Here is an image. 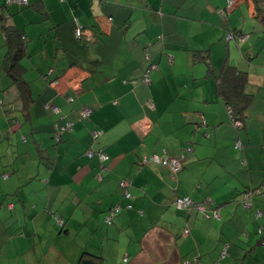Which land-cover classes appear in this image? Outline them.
Segmentation results:
<instances>
[{"label": "crops", "instance_id": "crops-1", "mask_svg": "<svg viewBox=\"0 0 264 264\" xmlns=\"http://www.w3.org/2000/svg\"><path fill=\"white\" fill-rule=\"evenodd\" d=\"M29 2L33 5L12 2L3 10L11 13L10 24L47 36L38 53L53 63L54 72L38 79L30 97L16 87L0 91L3 104L10 93L18 94L19 108L27 113V124L10 121L0 140L11 139L18 129L30 132L23 135L22 154L28 158L20 167L15 159L16 175L15 169L9 171L12 153L0 155V174L8 173L1 186L11 187L6 188L10 194L31 174L56 184L51 197L20 194L31 210L24 224L18 210L24 228L23 234L10 235L13 260L77 264L85 246L103 257L101 264L143 257L152 264L155 259L158 264H216L222 243L230 242L231 253L221 264H264L257 233L264 226V194L256 195L251 207L240 200L245 189L264 186V11L258 9L264 1ZM81 24L85 35L77 38L74 30ZM244 63L249 82L243 91L251 100L239 116L220 94L217 74L229 64L246 69ZM66 95L75 102L70 104ZM48 103L58 105L62 115L47 110ZM82 107L91 113L86 122L79 120ZM67 122L73 129L61 136L69 141H58L55 130ZM78 127L83 141L75 136ZM88 127L99 131L95 145L105 150L107 160L89 158ZM188 143L193 148L180 158L183 168L176 178L162 162H141L154 154L178 159ZM120 178L130 181L133 208H123L111 225L99 227L108 209L126 202ZM178 196L193 199L189 210L174 205ZM64 200L67 204L59 208ZM54 213L69 218L62 231ZM186 226L187 236L181 232ZM161 230L172 235L162 237ZM176 232L183 236L175 238Z\"/></svg>", "mask_w": 264, "mask_h": 264}, {"label": "trees", "instance_id": "trees-1", "mask_svg": "<svg viewBox=\"0 0 264 264\" xmlns=\"http://www.w3.org/2000/svg\"><path fill=\"white\" fill-rule=\"evenodd\" d=\"M12 2L24 4V6L33 5L32 3L29 2V0H26V2H20L17 0H14V1L3 0V2L0 3V75L4 76L5 82L10 80L11 86H15L19 91L27 92L28 96L30 97L31 90H32L34 85H37L38 79H40V77H42V79H44L43 76L48 79L50 74L54 72V69H53L54 65L51 61L45 60V58L43 56H41L40 53H38L41 50V48H43L44 39L47 38L46 35H42V34L34 35V34H30L29 32L27 33L26 31H24V29H22V28L19 29L15 24H13V23L10 24L8 22L11 13L8 11H5L3 9L9 3H12ZM258 9L261 12L264 11V7H258ZM79 26H80V31H81V26L82 27H84V26L82 24ZM74 33H75V36L77 38H80L78 35H76V30H74ZM37 57L39 58V61H36ZM217 79H218V90H219L220 94L224 97L227 104H229L230 106L231 105L233 106V108H234L233 112H237V113H239V116H241L245 112L247 107L249 106V103L251 100V94L243 91L245 89V86L249 82L248 72L246 70L239 69L234 65H230V64L224 65L222 67V69L220 70V73L217 74ZM5 87H7V86H5ZM29 97H28V99H29ZM66 99L70 104L75 102V98L72 95H66ZM55 106L58 107V105H56V104L49 106V103H48L45 105L46 109L48 107L49 110L51 111V113L60 114L59 116H61L62 115L61 109L60 108L57 109V108H55ZM0 108H1V111L3 114V115H0L3 123L8 122V124L10 125L11 122H14V123L18 122V120L15 116L16 114L12 111L13 106L9 107V106H5V104L3 105V101L1 98H0ZM28 110H29V108H28ZM21 111H22V109H21ZM22 114H23V118H27L26 111H22ZM90 116H91V113H87V114L84 113V110L82 107L80 110V113H79V120L86 122L87 120H89ZM65 121H68V120L65 119ZM11 125H14V124H11ZM67 129H70V130L73 129V124L67 122V124H65L64 126L58 127L57 131L55 130V137H57V135H58V139H59L58 141H61V139L62 140L66 139V138H62L63 136H61V133ZM82 131H83V129L81 127H78V130L75 132L76 138L80 141H83V138H84L81 135ZM88 131H90V127H88ZM90 134H91V141H90L89 146L87 147L86 150L92 151V158L93 157L99 158V153H101V152L105 153V150L103 148L95 145L100 138V133L98 132L97 129L91 128ZM0 135H1V131H0ZM4 138H8V137L5 136ZM25 138L26 137H24V139ZM66 141L68 142L69 140L66 139ZM187 146H189V143L186 145V147ZM141 162L142 163L145 162L144 158L142 159ZM146 162H154V160L149 159ZM182 168L183 167L181 165L179 169L172 171V173H171L172 176H175V178H176L177 175H179V172L181 171ZM40 175L41 174H37L35 176V175L31 174L29 176V178L27 180H25V182H24L25 184H23L21 186L22 191L27 192V193H29L31 191L36 196L44 197V198L51 197V196L55 195L54 191H53V187L55 186L56 181H53V184H45L43 182V178ZM3 176H4V178L7 177L8 173H3ZM101 178H102V176H100V179ZM121 180H126V178H120L118 182H120ZM43 184H45V186ZM252 189H255V188L245 189L242 192V196H241L240 200H241V203L243 204L244 207H245V203H246V198H245L246 193ZM257 195H259V194H257ZM179 197H184V196H178L177 198H179ZM254 197H256V195H254L251 198V200H252L251 205H249V206L247 205L246 207L252 206L254 199H255ZM123 198L126 199L125 203H122V202L117 203V204H119V203L121 204V209L133 208L134 194H133V198H131V199L126 198L123 194ZM129 202L132 203V207H130V208L126 206L127 203H129ZM174 205L178 209H184V210L190 209V207H184V206L179 207L177 205L176 200L174 201ZM107 211H106V213H107ZM106 213H105L103 219L101 220L99 227L107 225L106 221H105ZM53 217L55 218L57 223L60 224V226H61L60 231H62V229L65 228V224H66L65 220H67V219L69 220V218L68 217L66 218L64 216L62 217V215H60V213L59 214L54 213ZM81 218L82 217H80L79 219H81ZM0 221H3V220H1V218H0ZM77 222L79 224L83 225V223L80 222L79 220ZM10 226H11V223L7 226L3 224V228L7 232H9V230L11 229ZM260 227H262V230L259 229ZM260 227L258 228L257 233L260 236V243L262 245H264V226H260ZM66 230H68V226H66L65 231ZM189 230H190V228L188 226H186V227H184V229H182L181 232H183V234L187 236L189 234ZM90 233L91 232H89V234ZM160 233H161L162 237L165 235H172V234H169V233L162 231V230L160 231ZM17 234L21 235L23 233L20 232V233L10 234V232H9V234L7 235L6 241L9 242V240L11 239L10 235H17ZM173 236L175 238L180 239L181 238L180 236H183V235H181L179 232H176V233H174ZM241 238L243 241V237H241ZM230 244L231 243L229 242V244L227 246L229 254L226 256H223L222 250H223V247L225 246V244L222 243V247L219 250L220 251L219 255H218L217 259L215 260L216 264H221L222 261L230 255V253H231L230 249H229ZM79 255L80 256L78 258L77 264H101V263H103L102 262L103 257L101 255L88 251L85 246L82 248ZM88 257L96 258L98 261L90 260V259H88ZM153 257H154V253L150 252V258L153 259ZM155 263L158 264L159 260L155 259ZM126 264H152V263L150 262V260L143 257V258H139V259H133L132 258L129 261H127ZM173 264H174V262H173Z\"/></svg>", "mask_w": 264, "mask_h": 264}, {"label": "rangeland", "instance_id": "rangeland-1", "mask_svg": "<svg viewBox=\"0 0 264 264\" xmlns=\"http://www.w3.org/2000/svg\"><path fill=\"white\" fill-rule=\"evenodd\" d=\"M83 35H85L83 33V31H79V37H82ZM36 61H39V58H36ZM253 65V64H252ZM241 66L245 67L246 69H242V70H247L249 68L248 63H244ZM253 67V66H252ZM248 71V70H247ZM6 77V76H5ZM7 78V77H6ZM8 79V78H7ZM2 83L4 85H2ZM6 90L9 92L11 91H16L15 90V86H11L10 84H8V81L6 82ZM4 86H5V78L3 75H0V91L3 93L4 92ZM0 98L2 99V101L5 99V94L0 95ZM19 99H18V94L12 95L11 93L8 95V98L5 102V106H9L12 107V111L20 117H21V121L20 122H16L14 124V126H18L21 124H27L26 121L23 119V114L21 109L19 108ZM4 102V101H3ZM4 105V104H3ZM0 115L2 114L1 108H0ZM8 125V122L3 123V121L1 120L0 117V131L3 128H6ZM30 135L29 130L26 129H18L16 132L12 131L11 132V139L8 138H2L0 140V155H3L4 153H6L7 151H9L10 153H12V158H11V162L13 163V165H11L9 167V171H11L12 169H15L13 175H16L18 173V169L15 167L14 162L15 159L18 158V166L20 167L21 164L27 161V158L25 155H23L22 151L25 150V145L26 142L24 140V136L23 135ZM186 148V147H185ZM185 152V150L183 152H181L179 155L183 154ZM38 152L36 151L35 154H37ZM89 158H92V155H90L88 153ZM1 157V156H0ZM36 157V156H33ZM6 173V172H5ZM16 177L15 181H16ZM8 178L3 176V174H0V205L3 202V206L0 209V218L1 220L4 221V223L6 225H9L10 223L12 224L11 229L9 230L10 234H14V233H20L23 230V226L21 225V223L19 222V212L18 210H21V215L23 218V224L25 223V221L27 220V212H30V208L29 207H24L22 199H21V193L24 194V196H26V192L22 191V187H18L14 192L10 193V194H6L7 190L6 188H11V187H5V186H1V183H3L6 179ZM23 177L18 176V181L20 182L22 181ZM3 187H5L4 189H2ZM66 191V189H62V192ZM9 201H11L12 203H16L18 204V206L15 208L13 207H9ZM68 200H64L61 202V205L59 208H62V205L67 204ZM246 207V206H245ZM86 225V224H84ZM242 222H236V227L237 226H241ZM50 229L49 228H45L44 232L47 233L49 232ZM9 232H7L4 228H3V224L0 222V264H18L17 261L13 260V258H16V254L14 252V250L10 247V242L6 241L7 235L9 234ZM76 234H78V229L75 230ZM80 236V235H79ZM243 239L245 240V238L243 237ZM232 250V248H231ZM238 253V250L236 251V254ZM45 254H46V250H45ZM234 254L236 257L239 255ZM138 257H141V254H138ZM10 260V262H9ZM76 263V261H74V264ZM46 264V262L44 263ZM60 264V263H59ZM104 264H115V263H110L109 261H107L106 259H104ZM120 264H124L120 262Z\"/></svg>", "mask_w": 264, "mask_h": 264}, {"label": "built area", "instance_id": "built-area-1", "mask_svg": "<svg viewBox=\"0 0 264 264\" xmlns=\"http://www.w3.org/2000/svg\"><path fill=\"white\" fill-rule=\"evenodd\" d=\"M12 1H14V0H12ZM17 1L26 2V0H17ZM79 31H80V28H77L76 29V35H78V36H79ZM227 38L228 39L232 38V33H229L227 35ZM55 108H57V107H55ZM89 111H90L89 109H84V113H86V114L89 113ZM237 124L238 125H241V122L238 121ZM149 127H150L149 124H145V125H143L142 128L147 131L149 129ZM191 150H192V147L191 146H187L185 148V151H187V152L188 151H191ZM89 154L92 155V151L91 150L89 151ZM183 157H184V153L181 154L178 159L177 158L171 159L169 157H161L158 154H154V155H151L149 157H144V161L146 162L149 159H152V160H154V162H162V164L168 165L171 168L172 171H175V170L179 169L180 166L182 165V162L180 161V158L182 159ZM99 158L105 161V160H107L109 158V156L107 155L106 152L105 153H102L101 152V153H99ZM119 185L123 189V194H124V196L126 198H128V199L133 198V193L131 192V190L129 188L130 187V181L129 180H127V179L126 180H121L119 182ZM257 194H259V195L260 194H264V186H262L261 188H258L257 187V188L252 189V190H250V191H248L246 193V196H245V198H246L245 206L251 205V202H252L251 198L254 195H257ZM176 202H177V205L179 207H183V206L184 207H190L194 203L193 199L190 196L179 197V198L176 199ZM126 206L130 208V207H132V203L129 202V203H127ZM198 208H200L202 211H205V209H204V207L202 205H199ZM120 210H121V204L119 203V204L115 205L112 208V210L109 212V214L106 216V222L107 223H111L112 220H113V217L115 216V214H117ZM214 215L219 217L218 211H215L214 212ZM260 215H261V212L260 211H257L256 212V216H260ZM259 229L262 230V227H260ZM227 246H228V244L223 247V250H222V255L223 256H226V255L229 254V251H228V247Z\"/></svg>", "mask_w": 264, "mask_h": 264}, {"label": "clouds", "instance_id": "clouds-1", "mask_svg": "<svg viewBox=\"0 0 264 264\" xmlns=\"http://www.w3.org/2000/svg\"><path fill=\"white\" fill-rule=\"evenodd\" d=\"M199 204H200V203H199ZM115 205H117V204H115ZM115 205H114V206H115ZM114 206H112V207L107 211L106 216L109 214V212L112 210V208H113ZM121 210H122V209H121ZM121 210H120L117 214H115V216L113 217V220H112L111 223H107V222H106V224H107V225H111V224L114 222L115 217L121 212ZM105 221H106V217H105Z\"/></svg>", "mask_w": 264, "mask_h": 264}]
</instances>
